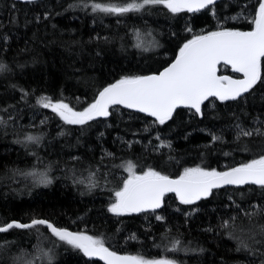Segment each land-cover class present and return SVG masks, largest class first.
Listing matches in <instances>:
<instances>
[{"label": "trees", "instance_id": "1", "mask_svg": "<svg viewBox=\"0 0 264 264\" xmlns=\"http://www.w3.org/2000/svg\"><path fill=\"white\" fill-rule=\"evenodd\" d=\"M93 2L124 0H0V224L45 219L100 238L120 255L176 264H264V189L257 185L214 189L192 205L166 195L155 213L108 211L129 162L137 173L154 168L177 177L185 168L226 171L264 155V135L255 134L264 132V84L235 101L210 98L200 116L177 109L164 124L116 106L108 117L69 125L37 103L50 97L82 111L122 76L159 71L195 35L250 30L257 0L177 14L157 5L123 16L93 13ZM219 73L233 75L224 66ZM240 128L254 135L238 138ZM33 171L52 183L26 175ZM90 181L98 186L89 190ZM38 228L0 234V264H48L41 249L51 264H101Z\"/></svg>", "mask_w": 264, "mask_h": 264}, {"label": "snow or ice", "instance_id": "2", "mask_svg": "<svg viewBox=\"0 0 264 264\" xmlns=\"http://www.w3.org/2000/svg\"><path fill=\"white\" fill-rule=\"evenodd\" d=\"M25 2L31 3L33 0ZM216 4L217 0H124L123 3L93 2L90 7L93 13L123 16L157 5H163L171 13L177 14L194 13L204 9L212 11ZM239 18L240 16L231 17ZM251 24V29L247 31L221 27L217 31L193 36L179 48L175 59L167 67L148 75L122 76L104 86L94 102L82 111L74 110L63 101L53 102L50 97H41L37 103L44 108H50L69 125H86L97 117H108L111 115L110 109L116 106L146 113L154 117L159 124L172 119L173 114L181 107L194 110V114L203 115L201 106L210 97L220 101H235L250 93L258 84H264V0H257ZM187 30L191 32L190 28ZM136 47L143 48L144 51L149 50L141 43ZM221 65L230 66L232 71L241 74L242 78L217 75ZM4 67L0 63V71H3ZM237 127L239 128V125ZM255 134L264 135V132L257 129ZM252 135L253 131L239 129L238 138ZM218 139L220 138L213 136V141ZM26 140L38 142L39 137L29 135ZM126 171L128 176L122 181V186L114 192V202L108 208L109 212L117 216L149 211L155 213L164 205L168 193H173L181 204L192 205L212 196L214 189L226 185H257L264 189V155L226 171L202 167L185 168L176 178L162 174L154 168L137 173L135 165L131 162L128 163ZM26 175L37 177L38 183L44 186L52 183L47 173L33 171ZM97 186L91 181L88 185L89 190ZM155 219L163 221L164 217L156 215ZM38 226H46L60 243L77 250L85 257L99 258L104 264H176L167 258L146 259L141 255H119L106 247L104 240L100 238L56 227L45 219H32L29 223L10 221L0 224V234L12 229L39 231ZM224 226H228L227 221ZM179 244L180 241L176 240L172 250H177L175 246ZM40 254L51 264L53 257L49 252L41 249ZM18 259L23 262L22 257ZM24 264L34 262L27 261Z\"/></svg>", "mask_w": 264, "mask_h": 264}, {"label": "water", "instance_id": "3", "mask_svg": "<svg viewBox=\"0 0 264 264\" xmlns=\"http://www.w3.org/2000/svg\"><path fill=\"white\" fill-rule=\"evenodd\" d=\"M18 1H21V2H25V0H18ZM33 1H37V0H33ZM218 1H220V0H217V2ZM175 58H173L168 64H170L173 60H174ZM168 64L166 65V66H164V67H167L168 66ZM221 66H223V65H221ZM220 67V66H219ZM219 67H218V72H217V75H226V76H231V77H233L234 79H239V78H242V76H241V74H239V73H235V72H233L232 71V69H231V67L230 66H227L229 69H230V71H231V73L233 74V75H230V74H220L219 73ZM160 70H162V68L160 69ZM159 70V71H160ZM158 72V71H157ZM155 73V72H154ZM148 75V74H147ZM211 98V97H210ZM209 98V99H210ZM214 99H216V98H214ZM216 100H218V99H216ZM218 101H220V100H218ZM121 107H123V106H121ZM181 108H183V107H181ZM181 108H178V109H181ZM127 109V108H126ZM129 110H131V111H134V112H137V113H139V114H142V115H145V116H147V117H149V118H152V119H155L154 117H150V116H148L146 113H141V112H138V111H136V110H134V109H129ZM194 111V110H193ZM198 116H200V115H198ZM97 118H105V117H97ZM172 178H176V177H172ZM239 186H243V185H226V186H224V187H239ZM170 194H172V195H174L173 193H168L167 195H170ZM175 196V195H174ZM178 200V199H177ZM179 201V200H178ZM159 210V209H158ZM157 211V210H156ZM129 214H138V213H129ZM14 221V220H13ZM10 222V221H9ZM30 222V221H29ZM29 222H27V223H29ZM46 227V226H45ZM65 229V228H64ZM67 230H69V229H67ZM70 231V230H69ZM72 232H74V231H72ZM118 254V253H117ZM120 255V254H119ZM87 259H89V260H93V261H98V262H100L101 264H104V262L103 261H100L99 260V258H88V257H86Z\"/></svg>", "mask_w": 264, "mask_h": 264}, {"label": "rangeland", "instance_id": "4", "mask_svg": "<svg viewBox=\"0 0 264 264\" xmlns=\"http://www.w3.org/2000/svg\"><path fill=\"white\" fill-rule=\"evenodd\" d=\"M152 48H155V47H152Z\"/></svg>", "mask_w": 264, "mask_h": 264}]
</instances>
